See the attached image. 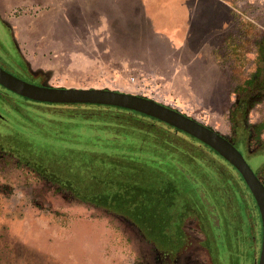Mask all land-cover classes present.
Here are the masks:
<instances>
[{"label":"rangeland","instance_id":"374dc122","mask_svg":"<svg viewBox=\"0 0 264 264\" xmlns=\"http://www.w3.org/2000/svg\"><path fill=\"white\" fill-rule=\"evenodd\" d=\"M166 5V0H0V20L10 30L0 23V48L17 54L26 65L24 79L32 84L145 97L210 127L245 155L253 152L264 143V100H251L245 112L247 128L262 123L258 138L236 142L232 114L240 99L235 85L255 68L253 46L243 44L246 37L238 39V33H264V0H197L188 25L186 16L176 19ZM182 24L186 28L176 36L164 30ZM1 88V111L9 112L15 101L32 111L36 124L51 130L53 138L78 140L60 115L86 112L83 108L18 101ZM141 122L149 120L137 117L127 129L136 131ZM4 123L0 118V264H154L147 245L123 217L75 199L65 186L67 176L51 173L37 153L21 162L7 142ZM35 139L47 137L37 134ZM174 182L183 191L191 184L181 173ZM199 197L196 206L209 215L208 203ZM182 226L186 241L180 251L181 258L189 256L186 264H223L197 214ZM260 235L259 229L258 240ZM161 247L156 249L167 258L178 248Z\"/></svg>","mask_w":264,"mask_h":264},{"label":"trees","instance_id":"16d2710c","mask_svg":"<svg viewBox=\"0 0 264 264\" xmlns=\"http://www.w3.org/2000/svg\"><path fill=\"white\" fill-rule=\"evenodd\" d=\"M243 36V44L253 46L255 68L234 88L240 95L232 114L239 144H244L248 136L258 138L263 130L262 123L249 129L244 121L248 105L264 100V33L256 29L251 35L238 33V39ZM0 54L4 60L1 68L24 80L26 65L17 54L6 53L2 47ZM2 94L0 102L5 100ZM21 100L40 104L18 96ZM10 103L9 112L0 110L5 112L0 118L9 132L8 144L13 143L11 149L21 162H29L37 153L35 157L43 166L49 165L51 173H64L65 186L78 201L130 220L146 240L169 251L183 238L184 220L197 214L214 242V255L222 253L223 264H256L260 229L256 203L240 174L209 147L158 120L126 109L41 103L86 111L60 115L64 126L79 140L64 141L53 138L47 127L37 125L32 111L15 101ZM138 116L149 123L141 122L135 128L137 136L122 133L130 132L127 128L132 126L127 125H134ZM37 134L47 140L36 142ZM137 140L140 144L132 145ZM245 157L264 185V143ZM180 173L185 182L191 183L193 192L189 184L184 191L178 190L174 180ZM198 197L208 203L209 215L202 206H196L194 199Z\"/></svg>","mask_w":264,"mask_h":264},{"label":"water","instance_id":"95a60500","mask_svg":"<svg viewBox=\"0 0 264 264\" xmlns=\"http://www.w3.org/2000/svg\"><path fill=\"white\" fill-rule=\"evenodd\" d=\"M0 86L12 94L38 103L100 105L126 109L156 119L212 149L240 174L256 203L261 229L257 264H264V185L226 137L176 109L137 95L108 89H66L36 85L1 67Z\"/></svg>","mask_w":264,"mask_h":264},{"label":"flooded vegetation","instance_id":"af4514ba","mask_svg":"<svg viewBox=\"0 0 264 264\" xmlns=\"http://www.w3.org/2000/svg\"><path fill=\"white\" fill-rule=\"evenodd\" d=\"M0 23L2 24L3 23V25L5 26V28L6 29H8L9 30V28H8V26H7V24H5V22H3L2 20H0ZM9 32H10V30H9ZM0 67H2L1 65H0ZM3 68V67H2ZM14 75V74H13ZM14 76H16V75H14ZM23 79V78H22ZM25 80V79H24ZM27 82H29L28 80H26ZM33 84H36L37 85V83H34L33 82ZM38 85H40V84H38ZM136 113V112H135ZM137 114H139V113H137ZM140 115H142V114H140ZM143 116H145V115H143ZM139 117V116H138ZM145 117H148V116H145ZM140 118H143V117H141L140 116ZM151 118V117H150ZM156 120V119H155ZM130 130V132H122V133H127V134H131V135H135V136H137L136 135V133L135 132H133L132 131V129H129ZM133 133H135V134H133ZM141 138V137H140ZM234 146H235V148L242 154V156L245 158V160H246V155H245V153L240 149V147L238 146V145H236V143H234V141H231V140H229ZM259 215V214H258ZM120 218H122V217H120ZM122 220H124V221H126L127 223H129L128 225H131V227H133L135 230H136V232L137 233H139V236H141V239L143 240V242L147 245V247H148V251H147V254L150 256V257H152L153 259H154V264H186L187 263V259H189V256H187V259H184V257L183 258H181V256H182V252L183 251H180L182 248H183V246L185 245L184 243H185V235H183V238L179 241V244H177V250H176V252H175V256L174 257H170V258H167L166 257V255H163L162 253H160L157 249H156V246H155V244L153 243V242H149L148 240H146V238H145V236L140 232V229H138V227L134 224V223H132L130 220H128V219H125V218H122ZM165 253V252H164ZM166 254V253H165ZM163 257V258H162ZM146 264H151L150 263V261L149 260H147V263ZM256 264H257V260H256Z\"/></svg>","mask_w":264,"mask_h":264},{"label":"crops","instance_id":"0c3cea01","mask_svg":"<svg viewBox=\"0 0 264 264\" xmlns=\"http://www.w3.org/2000/svg\"><path fill=\"white\" fill-rule=\"evenodd\" d=\"M168 5H166L169 8V12L172 13H177L179 14V16L176 14V19H178L180 17V15H184L185 18H187V22L186 25H188V19L190 21L193 11L195 10L196 6H197V0H166ZM226 2H224V4L222 3V5H225ZM227 5V4H226ZM144 6L147 8L148 6V2H144ZM173 9V10H172ZM154 18V17H153ZM185 24H182L181 27H177V26H172V25H168L164 30H169L167 33L171 36H176L177 34H179V29H181V33L182 30H184L186 28ZM186 34V32H185ZM185 34L183 36H185Z\"/></svg>","mask_w":264,"mask_h":264},{"label":"bare ground","instance_id":"6f19581e","mask_svg":"<svg viewBox=\"0 0 264 264\" xmlns=\"http://www.w3.org/2000/svg\"><path fill=\"white\" fill-rule=\"evenodd\" d=\"M7 46V45H6ZM6 49H8V48H6ZM1 55V54H0ZM2 59V58H1Z\"/></svg>","mask_w":264,"mask_h":264}]
</instances>
